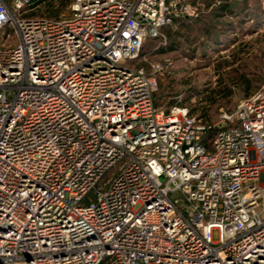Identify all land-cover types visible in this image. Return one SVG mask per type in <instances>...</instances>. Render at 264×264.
<instances>
[{
	"label": "built area",
	"instance_id": "built-area-1",
	"mask_svg": "<svg viewBox=\"0 0 264 264\" xmlns=\"http://www.w3.org/2000/svg\"><path fill=\"white\" fill-rule=\"evenodd\" d=\"M36 7L0 0V264H264V90L204 124L133 64L199 6Z\"/></svg>",
	"mask_w": 264,
	"mask_h": 264
},
{
	"label": "rangeland",
	"instance_id": "rangeland-1",
	"mask_svg": "<svg viewBox=\"0 0 264 264\" xmlns=\"http://www.w3.org/2000/svg\"><path fill=\"white\" fill-rule=\"evenodd\" d=\"M73 1L33 0L37 6L34 15H66ZM247 1L248 10L242 13V0H232L236 12L233 17H218L209 8L213 0L200 2L201 16L190 22L183 33L196 39L199 48L204 45L200 50L204 56L192 59L182 52L155 56L153 52L160 42L145 46L144 54L134 64L148 67L151 73L152 63L170 61L168 68L157 75L156 99L160 108L185 107L212 125L219 121L222 110L233 112L240 101L264 90V0ZM210 94L214 102L211 106L204 99ZM204 112L207 115L202 118Z\"/></svg>",
	"mask_w": 264,
	"mask_h": 264
},
{
	"label": "trees",
	"instance_id": "trees-1",
	"mask_svg": "<svg viewBox=\"0 0 264 264\" xmlns=\"http://www.w3.org/2000/svg\"><path fill=\"white\" fill-rule=\"evenodd\" d=\"M201 1L202 0H189V2L198 5L199 8H200V10H201V6H200L201 5L200 4ZM219 1H220V4H217L213 0V4H211L209 6V8L218 17H233V16L236 15V12L234 10V6H233V4H231V3H233L232 0H219ZM248 3H249V1L242 0V4H243V6H242V13L245 12L246 10H248ZM34 12L31 13L30 16L33 15L32 16L33 18H40V17H35ZM68 16H70V10H69V12L66 15H60L59 16V13H56V14L52 15V17L50 16V17H42V18H48V19L57 20V19H60V18L68 17ZM194 21H197V19L196 20H185L184 19V20H177V21H175V23L172 26H170V27H168V28H166V29L163 30V35L165 36V40H163L162 38L161 39H157V40H149L144 45V47L142 48L139 57H141L142 54H144L145 46L148 43H151V42H160V46L156 50H154V52H153V54L155 56L156 55H165V54H170V53H176V52H182L184 55H188V57H190L192 59H195V58L200 57V56H204L203 52H200L201 48H203L204 45L203 46L200 45V48H199V46H197V40L196 39L190 38L189 36H186L183 33V30L185 28L188 31V27H187L188 24H190V22H194ZM206 33L208 34V36H210L209 35L210 32L206 31ZM184 45H186L185 50H184ZM133 64H134V62H133ZM134 65L136 67H143V68H145L144 66H138L136 64H134ZM146 68L148 69V67H146ZM146 68H145V70L148 72V70ZM214 93H212V95H214ZM156 95H157V93L155 94V97H154L155 105H156V107L159 110H163L157 104ZM212 95L210 94L209 96H207V97L204 98L205 99V102L208 103L209 106H211L212 104H214V102L212 100H210V98L212 97ZM252 95H250V96H252ZM250 96H248L246 98H249ZM173 107H175V106H173ZM173 107H171V108H173ZM171 108L168 109V110H164V111L165 112H169L171 110ZM204 109H206V108H204ZM206 115H207L206 112H204L201 115V117L202 118H205ZM199 120L202 121L204 124H208V123H205L202 119H199Z\"/></svg>",
	"mask_w": 264,
	"mask_h": 264
},
{
	"label": "crops",
	"instance_id": "crops-1",
	"mask_svg": "<svg viewBox=\"0 0 264 264\" xmlns=\"http://www.w3.org/2000/svg\"><path fill=\"white\" fill-rule=\"evenodd\" d=\"M219 0H214V2H216L217 4H220V1L218 2ZM213 4V3H212Z\"/></svg>",
	"mask_w": 264,
	"mask_h": 264
}]
</instances>
